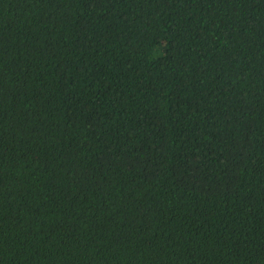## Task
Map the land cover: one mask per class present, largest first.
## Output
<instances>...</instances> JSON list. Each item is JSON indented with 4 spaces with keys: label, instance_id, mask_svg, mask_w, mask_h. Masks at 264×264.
Wrapping results in <instances>:
<instances>
[{
    "label": "trees",
    "instance_id": "16d2710c",
    "mask_svg": "<svg viewBox=\"0 0 264 264\" xmlns=\"http://www.w3.org/2000/svg\"><path fill=\"white\" fill-rule=\"evenodd\" d=\"M0 264H264V0H0Z\"/></svg>",
    "mask_w": 264,
    "mask_h": 264
}]
</instances>
